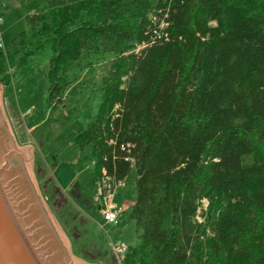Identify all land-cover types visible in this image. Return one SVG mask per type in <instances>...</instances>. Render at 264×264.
I'll return each instance as SVG.
<instances>
[{
	"label": "trees",
	"instance_id": "obj_1",
	"mask_svg": "<svg viewBox=\"0 0 264 264\" xmlns=\"http://www.w3.org/2000/svg\"><path fill=\"white\" fill-rule=\"evenodd\" d=\"M24 23L0 82L38 58L49 101L75 96L98 214L101 181L136 172L120 264H264V0H47Z\"/></svg>",
	"mask_w": 264,
	"mask_h": 264
},
{
	"label": "rangeland",
	"instance_id": "obj_2",
	"mask_svg": "<svg viewBox=\"0 0 264 264\" xmlns=\"http://www.w3.org/2000/svg\"><path fill=\"white\" fill-rule=\"evenodd\" d=\"M45 1L0 0V47L25 28L24 16ZM18 57L10 60L8 85L0 82V118L16 151L24 158L29 152V159L22 162L23 170L40 206L45 207L71 264H120L113 248L126 245L133 237V228L126 219L135 199L136 172L132 167L114 190V206H125L119 223L104 225L76 181L74 164L88 153V148H79L73 140L85 122V117L79 118L75 96L68 93L62 104L53 105L46 92L47 62L35 58L31 63L17 64ZM95 69L101 72L102 66ZM201 219L197 217V221ZM79 247H84L83 255L96 262L80 257Z\"/></svg>",
	"mask_w": 264,
	"mask_h": 264
},
{
	"label": "water",
	"instance_id": "obj_3",
	"mask_svg": "<svg viewBox=\"0 0 264 264\" xmlns=\"http://www.w3.org/2000/svg\"><path fill=\"white\" fill-rule=\"evenodd\" d=\"M0 118V264H71Z\"/></svg>",
	"mask_w": 264,
	"mask_h": 264
},
{
	"label": "built area",
	"instance_id": "obj_4",
	"mask_svg": "<svg viewBox=\"0 0 264 264\" xmlns=\"http://www.w3.org/2000/svg\"><path fill=\"white\" fill-rule=\"evenodd\" d=\"M117 184L118 182L111 183L106 179L101 181L97 187L96 200L100 204L99 215L104 225H117L119 223V215L124 212L123 207H114L112 204L114 190L117 187ZM114 248L113 250L116 251L115 253L118 255V258H121L126 250V245L121 243L118 246L115 245Z\"/></svg>",
	"mask_w": 264,
	"mask_h": 264
},
{
	"label": "crops",
	"instance_id": "obj_5",
	"mask_svg": "<svg viewBox=\"0 0 264 264\" xmlns=\"http://www.w3.org/2000/svg\"><path fill=\"white\" fill-rule=\"evenodd\" d=\"M113 200V199H112ZM112 204H113V202H112ZM113 206H114V204H113ZM115 207V206H114ZM120 207H123L124 208V211H125V206L123 205V206H120ZM123 213V212H122ZM122 213L119 215V221H120V217H121V215H122Z\"/></svg>",
	"mask_w": 264,
	"mask_h": 264
}]
</instances>
